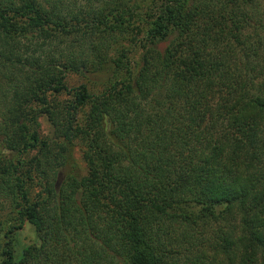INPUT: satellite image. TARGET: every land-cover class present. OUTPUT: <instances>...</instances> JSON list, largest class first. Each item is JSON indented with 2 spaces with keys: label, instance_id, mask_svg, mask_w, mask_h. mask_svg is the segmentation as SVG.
Here are the masks:
<instances>
[{
  "label": "trees",
  "instance_id": "obj_1",
  "mask_svg": "<svg viewBox=\"0 0 264 264\" xmlns=\"http://www.w3.org/2000/svg\"><path fill=\"white\" fill-rule=\"evenodd\" d=\"M0 232V264H264V0H0Z\"/></svg>",
  "mask_w": 264,
  "mask_h": 264
},
{
  "label": "rangeland",
  "instance_id": "obj_2",
  "mask_svg": "<svg viewBox=\"0 0 264 264\" xmlns=\"http://www.w3.org/2000/svg\"><path fill=\"white\" fill-rule=\"evenodd\" d=\"M85 0H75L76 5L79 3L83 2ZM133 58H135V55H133ZM64 82L67 85V87H75L80 83L85 82V80L77 74L73 73H66L64 77ZM39 121V126H38V134L40 138H49L51 136V127L48 124V122L43 118L40 117L38 119ZM73 159L75 160L76 164L82 167L83 163L80 158V150L78 148H75L73 152ZM57 182H55L56 184ZM0 237H1V232H0ZM33 237V233L31 230V227L28 224H24L21 232L19 233V239L21 242L26 243L30 241Z\"/></svg>",
  "mask_w": 264,
  "mask_h": 264
}]
</instances>
